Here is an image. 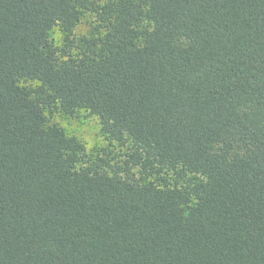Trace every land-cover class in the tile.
<instances>
[{"label":"trees","instance_id":"obj_1","mask_svg":"<svg viewBox=\"0 0 264 264\" xmlns=\"http://www.w3.org/2000/svg\"><path fill=\"white\" fill-rule=\"evenodd\" d=\"M0 264H264V0H0Z\"/></svg>","mask_w":264,"mask_h":264},{"label":"rangeland","instance_id":"obj_2","mask_svg":"<svg viewBox=\"0 0 264 264\" xmlns=\"http://www.w3.org/2000/svg\"><path fill=\"white\" fill-rule=\"evenodd\" d=\"M97 1L104 2L106 0ZM95 25V14L85 13L74 28L71 38L79 40L81 37L88 36ZM64 37L65 35L58 28H54L50 32V39L57 48L63 46ZM21 85L29 86L31 83L23 82ZM45 115L49 125L62 127L68 136L76 137L84 145L87 159L102 158L112 167L117 166L123 160L127 146L122 147L115 142H110L103 134L100 121L96 116L81 110L75 116L70 117L58 109L46 110Z\"/></svg>","mask_w":264,"mask_h":264}]
</instances>
